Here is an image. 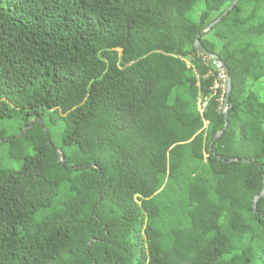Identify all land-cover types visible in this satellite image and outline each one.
Here are the masks:
<instances>
[{
  "label": "trees",
  "instance_id": "trees-1",
  "mask_svg": "<svg viewBox=\"0 0 264 264\" xmlns=\"http://www.w3.org/2000/svg\"><path fill=\"white\" fill-rule=\"evenodd\" d=\"M210 1L0 0V120L42 122L0 167V264H264V0ZM218 17L199 42L229 70L225 127L194 46Z\"/></svg>",
  "mask_w": 264,
  "mask_h": 264
},
{
  "label": "rangeland",
  "instance_id": "rangeland-1",
  "mask_svg": "<svg viewBox=\"0 0 264 264\" xmlns=\"http://www.w3.org/2000/svg\"><path fill=\"white\" fill-rule=\"evenodd\" d=\"M208 7L215 8L216 10H224L225 5L221 4L218 0H213L207 3ZM259 6V2L257 1H249L244 3L241 6L240 11H232L229 19L230 21H235L236 19L240 18L243 19L249 14L256 13L257 8ZM199 8H195L193 12H191V17L196 19V15ZM245 64L244 61L241 60L238 63V69L244 68ZM220 82L216 85L220 88L224 89V79L219 77ZM240 82L236 83V86L239 87ZM22 123L20 118H18L16 115H14L10 119H2L0 120V131H2L4 138H11L10 140H3L0 141V167L6 166V167H14L18 168L20 167L22 160H11L10 152L14 151V149L10 146L9 141L13 140L14 137H17L18 140L16 141L19 145H21L24 149L25 154H32L34 149L31 145V140L28 136H21L18 137L21 133L20 127ZM49 131V139L51 141V144L56 146V148L61 147V139H60V126H51L48 128ZM233 172V171H231ZM235 173V172H233Z\"/></svg>",
  "mask_w": 264,
  "mask_h": 264
},
{
  "label": "water",
  "instance_id": "water-1",
  "mask_svg": "<svg viewBox=\"0 0 264 264\" xmlns=\"http://www.w3.org/2000/svg\"><path fill=\"white\" fill-rule=\"evenodd\" d=\"M238 2V0H232L230 2V4L222 11L221 13V16H224L226 15L235 5L236 3ZM220 16V17H221ZM220 17L216 18L215 20L211 21L208 25L204 26L200 32L196 35L195 37V41H194V46L196 48V50L198 52H200L201 54H203L204 56H209L211 58H213L214 60L218 61L220 63V65L222 66V69H223V72L225 74V88H224V98H223V102H222V105H221V111L223 113V116H224V127L226 126L227 124V113H226V110H227V106H228V100H229V94H230V91H231V87H232V84H231V77H230V74H229V70L227 68V66L224 64V62L219 58V56L215 53H210L208 52L203 46L202 44L199 42V36L201 33L209 30L219 19ZM35 122H38V123H42L41 122V119L39 118H35V119H32L28 126L19 134L18 137L22 136L24 133H26V131L28 129H30L33 124ZM223 129H220L218 130L215 135L213 136V139L210 141V144L208 145V151L212 152L213 155H215L218 159H220V156L219 155H216L215 152L212 151V143L214 142V140L222 133ZM11 138H4L0 141H3V140H10ZM57 152L59 153L60 155V161H61V164H63V159H64V155L62 153V151L58 148L57 149ZM228 161H241L243 163H250V159L248 158H237V157H234V158H230L228 159ZM81 165H78L77 167L79 168ZM93 167L97 168L98 170H100V168L96 165V164H93ZM99 176L101 177V173L99 174ZM264 194V184L262 186V189L260 191L259 194L255 195L253 200H252V203H251V206H252V210L254 213H257V208H256V205H257V200L258 198ZM89 242L87 243V248L89 247ZM93 264H96L95 262H93Z\"/></svg>",
  "mask_w": 264,
  "mask_h": 264
},
{
  "label": "built area",
  "instance_id": "built-area-1",
  "mask_svg": "<svg viewBox=\"0 0 264 264\" xmlns=\"http://www.w3.org/2000/svg\"><path fill=\"white\" fill-rule=\"evenodd\" d=\"M213 64L216 66V68L219 70V77H221L222 79H224V83H225V74L223 72L222 66L220 65V63L216 60H213ZM225 88V85H224Z\"/></svg>",
  "mask_w": 264,
  "mask_h": 264
}]
</instances>
